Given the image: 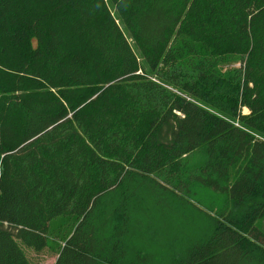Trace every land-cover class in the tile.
I'll return each mask as SVG.
<instances>
[{"label":"trees","instance_id":"obj_1","mask_svg":"<svg viewBox=\"0 0 264 264\" xmlns=\"http://www.w3.org/2000/svg\"><path fill=\"white\" fill-rule=\"evenodd\" d=\"M141 183L264 198V0H0V264H30L22 245L44 249L62 217L56 264H153L125 213L99 220ZM238 225L176 264H264Z\"/></svg>","mask_w":264,"mask_h":264},{"label":"rangeland","instance_id":"obj_2","mask_svg":"<svg viewBox=\"0 0 264 264\" xmlns=\"http://www.w3.org/2000/svg\"><path fill=\"white\" fill-rule=\"evenodd\" d=\"M132 45L134 47V43ZM244 113L249 112L244 109ZM205 161L204 154L192 157L191 166L202 165ZM192 192L190 200H181L144 183L134 184L102 200L99 220L109 223L110 218L106 216L116 210L127 213L115 217L113 222L120 226L125 217L128 218L126 227L132 246L151 255L153 264H176L194 245L207 240L216 230V223L222 225L227 217L239 223L236 229L243 225L249 227L254 236L257 234L254 241L248 239L250 246L247 248L257 259L260 254L257 242L264 240V218L253 221L250 214L255 209L254 202H264V198L258 196L240 206L226 195L198 185H193ZM73 222L74 218L68 217L56 221L48 244L42 250L22 245L30 264H56L65 241L74 230Z\"/></svg>","mask_w":264,"mask_h":264}]
</instances>
